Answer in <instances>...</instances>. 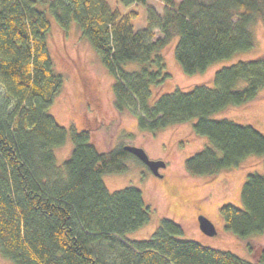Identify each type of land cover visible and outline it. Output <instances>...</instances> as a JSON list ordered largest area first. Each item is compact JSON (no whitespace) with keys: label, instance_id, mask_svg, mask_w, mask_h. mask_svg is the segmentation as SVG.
Wrapping results in <instances>:
<instances>
[{"label":"trees","instance_id":"1","mask_svg":"<svg viewBox=\"0 0 264 264\" xmlns=\"http://www.w3.org/2000/svg\"><path fill=\"white\" fill-rule=\"evenodd\" d=\"M128 5L146 0H118ZM46 3V7L38 3ZM164 14L137 11L108 0H0V250L15 264H264V244L247 242L254 259L181 238L183 227L162 217L149 238L126 235L148 223L151 207L141 189L110 190L105 173L127 169L133 153L124 144L97 149L88 129H68L49 112L63 75L54 68L47 35L49 14L81 33L113 74L114 105L135 114L141 129L157 131L191 118L193 131L209 138L186 159L191 174L212 175L264 154V132L212 114L254 99L264 86V54L224 65L212 84L175 87L151 102L152 86L170 73L159 52L178 35L174 55L186 73L254 45L249 25L264 20V0H162ZM158 28L161 36L155 37ZM138 61L134 70L123 64ZM71 134L70 154L58 165L54 147ZM143 163V162H142ZM243 205L221 204L227 230L240 237L264 231V172L250 171L241 186Z\"/></svg>","mask_w":264,"mask_h":264},{"label":"rangeland","instance_id":"2","mask_svg":"<svg viewBox=\"0 0 264 264\" xmlns=\"http://www.w3.org/2000/svg\"><path fill=\"white\" fill-rule=\"evenodd\" d=\"M49 0H46L48 2ZM179 0H176L178 2ZM110 6L122 11H137L133 19L134 28L147 24L148 6H153L160 15L164 14L162 0H146L128 5L118 0H108ZM38 6L46 7L39 2ZM51 29L47 35L48 48L54 68L63 75V84L53 99L49 112L68 129L71 125L78 130L88 129L91 140L101 151L110 150L119 144L143 147L152 159L166 162L155 174L144 162L134 156L127 158V169L119 173H105L102 179L110 190L127 185L138 186L145 203L151 207L152 217L148 223L127 233L131 239L149 238L162 217H170L183 227L181 238L197 240L205 245L231 250L237 255L253 260L247 242L264 244V231L240 237L225 228L220 206L223 203L242 206L241 186L248 172H264V154L245 157L238 166L221 169L207 174H191L186 168V159L205 145H211L209 138L193 131L195 118L167 125L157 131L141 129L135 114L125 109L118 111L114 105L113 74L103 65L89 39L81 33L75 20L64 30L49 14ZM254 34V45L210 64L205 70L186 73L175 58L174 49L178 35L159 52L164 56L170 78L160 87L152 86L153 102L161 93L175 87L190 89L195 84H212L215 71L239 59L264 54V20L257 18L249 25ZM158 28L155 37L161 36ZM140 67L138 61L123 64V68L134 70ZM216 118H229L243 124H251L264 132V86L258 95L241 105H228L212 114ZM69 131V130H68ZM71 134L66 141L54 147L56 163L60 165L70 154ZM137 157V156H136ZM138 158V157H137ZM139 159V158H138ZM205 214L216 226L214 234L205 233L199 225L198 216ZM0 264H15L0 250Z\"/></svg>","mask_w":264,"mask_h":264},{"label":"water","instance_id":"3","mask_svg":"<svg viewBox=\"0 0 264 264\" xmlns=\"http://www.w3.org/2000/svg\"><path fill=\"white\" fill-rule=\"evenodd\" d=\"M124 148L137 156L142 162L147 164L155 174L162 175V173L159 171V168L166 165L164 160L150 158L146 150L141 146L124 144ZM198 220L200 228L205 233L214 234L216 232V226L208 216L205 214H200L198 216Z\"/></svg>","mask_w":264,"mask_h":264}]
</instances>
